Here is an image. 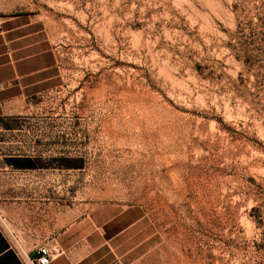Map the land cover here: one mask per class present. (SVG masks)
<instances>
[{
	"label": "rangeland",
	"instance_id": "obj_1",
	"mask_svg": "<svg viewBox=\"0 0 264 264\" xmlns=\"http://www.w3.org/2000/svg\"><path fill=\"white\" fill-rule=\"evenodd\" d=\"M14 15L57 78L0 154L52 167L75 215L128 209L131 264H264V0H0Z\"/></svg>",
	"mask_w": 264,
	"mask_h": 264
},
{
	"label": "crops",
	"instance_id": "obj_2",
	"mask_svg": "<svg viewBox=\"0 0 264 264\" xmlns=\"http://www.w3.org/2000/svg\"><path fill=\"white\" fill-rule=\"evenodd\" d=\"M37 24L24 15L0 17V136L14 131L5 123L35 119L57 78L52 42ZM52 170L31 156L0 154V264H29L43 245L54 253L50 264H131L129 210L75 215L54 200Z\"/></svg>",
	"mask_w": 264,
	"mask_h": 264
},
{
	"label": "built area",
	"instance_id": "obj_3",
	"mask_svg": "<svg viewBox=\"0 0 264 264\" xmlns=\"http://www.w3.org/2000/svg\"><path fill=\"white\" fill-rule=\"evenodd\" d=\"M53 256L54 253L49 249V247L43 245L35 251V256L30 260L29 264H50L53 260Z\"/></svg>",
	"mask_w": 264,
	"mask_h": 264
},
{
	"label": "trees",
	"instance_id": "obj_4",
	"mask_svg": "<svg viewBox=\"0 0 264 264\" xmlns=\"http://www.w3.org/2000/svg\"><path fill=\"white\" fill-rule=\"evenodd\" d=\"M71 162V161H70ZM66 168H74V169H79L80 167L77 166L76 164H69V165H66Z\"/></svg>",
	"mask_w": 264,
	"mask_h": 264
}]
</instances>
